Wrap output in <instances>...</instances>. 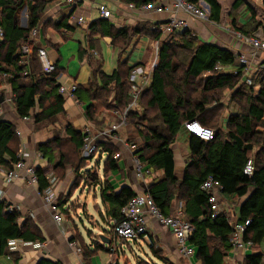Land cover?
Masks as SVG:
<instances>
[{
	"label": "trees",
	"instance_id": "16d2710c",
	"mask_svg": "<svg viewBox=\"0 0 264 264\" xmlns=\"http://www.w3.org/2000/svg\"><path fill=\"white\" fill-rule=\"evenodd\" d=\"M122 1L133 7H141L158 0ZM184 1L191 5L205 3L209 7L207 20L220 25L222 5L218 0ZM262 1L264 4V0ZM50 2L51 0H0V28L3 31V40L0 42V74L8 76L17 117L20 119L32 117L35 124L54 119L64 112L65 98L58 94V70L56 68L55 72L49 76L41 73L35 57L39 47L31 46L33 57L30 75L24 76L23 68L18 65L20 46L28 42L31 30L42 23ZM244 5L243 0H235L232 3L226 24L231 30L243 36H252L261 29V22L257 20L255 12L249 9L250 21L245 26L239 27L236 13ZM23 8L27 11V24L26 27L20 28L17 17ZM71 16L72 14L66 16L57 26L71 31L72 28L67 24ZM159 27L149 31V28L146 29L143 26L131 32L125 27L114 28L106 20L92 22L88 27L91 37L111 39V46L117 57L116 70L110 76H105L99 72L100 67L97 62L96 70L92 71V81L86 87L77 86L74 98L83 104L86 119L94 126L98 121L95 104L97 101L100 102L101 107L108 103L109 108L106 110L123 112L131 101L128 94V77L134 68L127 65L128 58L123 55L132 37L146 31L144 35H150L153 41L159 42L150 86L147 88L148 91L146 89L142 93L140 99L150 94L147 106L157 112L161 124L158 126L152 120L142 119L146 121V124L139 125L136 130L142 147L138 148L135 156L145 169L163 173L162 180L151 184L146 189L161 214L171 215L172 204L176 199L183 202L184 219L193 229L188 245L193 248L196 259L201 264H225L230 251L231 219L222 214L211 218L207 202L208 195L200 190V186L211 177L222 188L221 194L224 201H238L236 221H251L245 239L251 241L253 246L264 241V73L258 75V90L255 92L253 82L250 86L241 83V68L235 69L234 75L220 72L221 68L234 65L235 56L230 51L200 42L189 29L161 39ZM43 31L42 24V35ZM254 39L264 41V38ZM87 49V51L79 50V60L83 57L87 58L91 51L96 54V59L99 58L91 44L87 45ZM179 72L182 73V77L177 80L176 75ZM203 76H205L203 90L199 99H194L191 93H195V90L191 92L188 90L190 81L203 79ZM167 89H170L173 94L172 98ZM225 89L232 90L234 95L242 92L246 107L243 113L230 115L226 123L221 125L219 116L221 108L215 104L210 105L215 101L213 98L209 99L208 94H216ZM242 89L248 90L249 93ZM111 90H114V94L110 99ZM36 107L40 109V112L31 114ZM137 115L132 111L128 112L127 122L130 117L137 118ZM214 117H218V127L211 125ZM189 121H196L202 127L213 130V140L203 142L190 137L183 129L184 123ZM65 129V134L80 151L83 145V134L75 132L71 126ZM15 130L12 124L0 122V167L9 168L11 163L17 162V151L9 147L15 139ZM182 130L188 136L189 156L182 179L178 180L174 175V156L170 146ZM119 144L98 145L101 155L95 163L101 160L103 155L105 156L102 159L104 174L116 171L117 166L112 156L119 153L116 150V148L121 149ZM255 148L257 151L252 158L250 153ZM36 149L39 153L41 152L43 158L51 161V150L48 145H41ZM5 156L10 160H5ZM250 159L253 162V174L247 177L243 173V168ZM83 161L85 162L80 159V162ZM90 171V168L84 170L85 174L81 181L84 179L86 182L83 186L88 187V184L95 181L92 185L99 188L101 202L107 206L106 215L118 222L120 210L135 193L126 187L116 192V186L109 178L100 180L95 174L90 175ZM36 176L37 193L42 196L49 184L41 170L37 169ZM67 203L68 201H63L61 206L58 199L60 208ZM8 208L9 205L6 203H0V257L7 253L9 241L21 240L25 243L44 241L38 228L30 219L25 218L19 223L20 214L17 211H8ZM94 248L96 251L101 249V246L96 243ZM80 252L85 256L84 249ZM261 260L260 254L245 255L243 264H261ZM39 264L61 263L42 260Z\"/></svg>",
	"mask_w": 264,
	"mask_h": 264
},
{
	"label": "crops",
	"instance_id": "0c3cea01",
	"mask_svg": "<svg viewBox=\"0 0 264 264\" xmlns=\"http://www.w3.org/2000/svg\"><path fill=\"white\" fill-rule=\"evenodd\" d=\"M158 1L165 3L172 2V0ZM158 1H156L155 3H157ZM234 1L235 0H218V2L222 5L220 25H216L212 22H209L208 20H195L189 17H185L184 19L187 24V29L191 30L194 36L200 42L212 44L218 48L228 50L232 54H234L235 59L239 53H243L248 57V59L251 61L252 67L246 77L242 76L241 83H244L245 78H250L251 84L253 82L255 88L254 91L256 92L258 90V75L264 73V70H262V66L264 65V52H258L254 56H252V50L248 46L241 44L237 40L236 34H238V32L231 30L229 26H227L226 23L228 22V11ZM243 2L245 5L236 13L237 25L239 27H243L247 24V22L250 21L251 17L249 14V9H251L255 12L257 20L261 22V29H258L252 36L247 37L264 38L263 1L243 0ZM199 3L203 4L204 8L209 14V7L203 2ZM100 5L105 6L108 10L111 11V18L106 21H108L114 28L117 29L125 27L132 32L134 30H137L138 27L140 28L144 26L146 27V29L149 28L150 31V29L153 30L154 28L162 25L166 20V15L147 12L143 9V6L130 9L129 5L131 4H127L122 0H75V3L73 5H68L67 3H65V0H51L41 21L44 31L42 37L37 41V46L44 49L48 54V58L55 64L59 73L57 84H59L60 86H68L71 83H75L77 86L86 87L88 83L92 81V71L96 70L97 62L99 63L98 66L100 67L99 72L105 76H110L116 70L117 57L115 50L111 46V39L108 37H91L88 31V27L92 22L101 20L98 13V7ZM70 14L76 17H83L87 20L88 24L86 26H80L67 22V24L72 28L71 31L59 28L57 26L59 22H61L66 16ZM17 24L20 28L26 27L27 11L25 8H23L22 16L20 18L17 17ZM75 29H79V35L77 39L78 47L75 54L71 56V59L66 60V56L64 55L61 47L63 45L68 46L67 43H69L72 40V37L75 35ZM141 35L143 37H141V39L139 38V40H137V42L133 45H130V50L125 52V54L123 55L126 58V54L128 52L131 53L136 46H138L139 44H143L144 53L142 59L130 67H133L137 64L144 65L151 62V59L149 58V50L153 49V39L152 37H150V35L136 34L135 36L139 37ZM88 44H91L92 47H94V50H96V52L98 53L99 58L96 59L93 57H83L82 60H79V50H86ZM128 57L129 56H127V58ZM74 59H76V64H74ZM235 61L234 65L221 68L223 73L234 75L235 69L240 68ZM70 66H73L72 71H69ZM228 69H231L232 71L224 72V70ZM146 91H148V89ZM110 92L111 99L114 94V90H111ZM140 96H142V94ZM0 98L2 99V101L0 102V122L10 123L16 128L15 139L9 144V147L17 151V154L25 149V151L29 153L30 159L34 161L36 168L44 173V177L46 178L47 176H52L54 178L53 190L58 195V184L55 174L51 171L45 174L48 168L46 162L48 161V159L43 158L36 149L38 146L47 145V141L53 138L47 137L45 141H40L43 136L42 130H35V127H37L38 125L35 126L33 124H30L31 121L24 122L22 121V119L17 117L13 107L14 96L11 93V86L8 83L7 75L5 74H0ZM64 98V112L58 115L61 117L63 116V120L67 122L63 129V136L68 137L65 134V128L67 126H71V128L77 133H82L84 128L88 126L92 130V133H94L96 127L94 126V124L89 123L86 119L83 110V104L76 101L73 96H64ZM130 99L132 102L131 97ZM137 108L138 112L133 110V106L130 108L129 112L132 111L139 114L140 107L137 106ZM210 109H212V107ZM37 111H39L38 107H36L31 112V114H37ZM227 118L228 117L225 116L221 118V125H224L226 123ZM127 129L128 128L126 127V130H123L126 134L128 133ZM16 132L20 133V135H17ZM179 133H181V135L185 137L187 146V134H185L183 130ZM170 149L174 156V175L176 179L181 180L187 163L186 159L189 156L188 149L185 147H179L175 143V141L170 146ZM37 153L41 156V159L37 158ZM119 153L121 155V158L115 162L117 166L116 171L113 173L109 172L107 177L105 178H109V180L112 181V184L116 186V192H118L121 188L126 187L128 189H131L135 194L141 193L151 184L162 180L163 173L161 171L150 169L151 175L149 177H146L144 182L145 187L139 186L134 176L132 154L123 149H120ZM4 158L5 160H10L7 156H5ZM103 158L104 155L101 157V160H98V162L95 163L97 164V167H95V173L100 180L103 179V174L102 177H100L98 171L100 169V171L103 172ZM85 182L86 181L84 179L80 181L79 186L75 190H80V194H91L94 198L100 201V206L95 204L94 210L96 211V208L102 209V205L104 204L100 199L99 188L97 186H92V189L91 187H84L83 185L85 184ZM0 188L5 193L4 202L9 205V207H17V212L20 214L19 223H21L25 218L30 219L38 228L44 240L41 243H25L21 240H12L17 247V252L11 253L7 251L5 255L0 257V264H39L42 260H46L49 262H60L61 264H119V262H122L123 264H131V261L127 258L128 256L133 257L136 264H138L139 262H141L140 260L142 259V257H144L141 253V247L145 245L147 237L135 241L131 244H120L121 247L115 254H110L108 252L106 246L110 244V239L107 237V230L109 229L110 222L114 219L109 218L107 215V225L101 226L102 229L100 228V230L96 229L98 233L95 234V237L98 240V236L103 235L107 238V241L109 243L100 244V242L98 243V241L91 243L90 239L86 235V232L83 233V230L85 229L84 226H81L82 228H80V226L79 228H74L64 218V222L62 225H59L53 221L51 213L44 206L41 196H39V194L37 193V186H29L25 181L22 180H17L13 183L6 184L0 179ZM227 201L228 200L224 201L223 203L233 208L236 213L238 209V201H236L234 205L229 204L232 201H228L229 203H227ZM174 203L175 201L172 204V210L170 214L174 213L176 208H180L181 210H183L184 208L183 202H178L177 204ZM69 206L70 200L66 205L63 204L62 210L66 211ZM156 224L157 223L153 220H150L148 223V227L150 229L149 234L152 235L154 242L161 240V237L158 235L161 229ZM73 226L75 225L73 224ZM173 241L174 240H172V242ZM70 242L75 243L76 247H71L69 245ZM96 243L101 246V249L94 251ZM41 244L42 247L40 246ZM173 245L176 246L174 242ZM77 249H84V251L86 252L85 256H83L81 252H78ZM229 253L230 251L228 252V255ZM257 254L262 255L261 264H264V241L259 245H254L252 250L247 252L246 255ZM14 259H16V261H14ZM243 261L244 259L242 260L240 258V262L238 264H243ZM185 264L201 263L196 259L194 253L193 257L190 260H187V263Z\"/></svg>",
	"mask_w": 264,
	"mask_h": 264
},
{
	"label": "built area",
	"instance_id": "2783aa9c",
	"mask_svg": "<svg viewBox=\"0 0 264 264\" xmlns=\"http://www.w3.org/2000/svg\"><path fill=\"white\" fill-rule=\"evenodd\" d=\"M68 5H73L75 0H65ZM130 9H134L132 5H129ZM143 9L153 14H164L166 20L159 27L161 39L182 32L187 29L185 17H189L195 20H207V10L203 4L198 3L197 5H191L184 0H172V2H157L143 6ZM98 13L101 19L109 20L111 18V11L105 6L100 5L98 7ZM69 22L80 26H86L87 20L83 17L71 16ZM41 25L32 29L29 33L28 42L21 45L18 50V65L23 68V75L28 76L31 74V60L33 54L31 52V46H37V41L42 37ZM237 40L248 46L252 50V56L258 52H264V41L256 40L251 37L236 34ZM3 40V31L0 28V42ZM154 59L150 63L144 65L134 66L128 77L129 96L132 98L127 108L119 113L117 111L112 112L113 122L110 126L103 130H97L92 133L90 127L86 126L82 132L84 139L83 145L80 148L79 156L80 159L85 162L95 160L100 157L101 149L98 147L101 143H120L122 149L132 154V163L134 165V176L139 186L145 187V179L151 175L149 169H145L140 163L138 158L135 156L138 148L134 144H130L126 141H122L119 136L120 130H126L127 119L130 108L134 102L140 97V95L149 87L151 83V76L156 65V55L159 47V42L152 41ZM88 57L96 58V54L91 51L88 53ZM36 60L39 63L41 73L45 76L51 75L55 72V64L48 58L47 52L38 48L35 54ZM236 64L242 69V76L246 77L249 70L251 69V61L248 57L239 53L236 56ZM264 70V65L262 66ZM8 77V76H7ZM251 79L245 78L244 83L247 86L251 85ZM77 90V85L71 83L68 86H60L58 88V94L68 97H74V93ZM22 121H32V117H24ZM184 131L203 142H210L213 140V131L202 127L196 121L185 122L183 125ZM17 135L20 133L16 132ZM94 156V157H93ZM37 158L41 159V156L37 153ZM105 158V156H104ZM103 158V159H104ZM121 158L120 153H116L112 156L113 161H118ZM9 168L0 167V179L6 183H13L17 180L25 181L29 186H37L36 176V165L34 161L30 159L29 153L23 149L17 154V162L11 163ZM243 173L247 177H251L253 174V162L248 160L243 168ZM48 181L49 187L42 193V202L47 210L51 213L52 219L55 223L62 225L64 219L61 215L58 195L53 190L54 178L47 176L45 178ZM200 190L208 195V206L211 218L222 214L230 218L231 233L229 236L230 253L227 257L225 264H238L240 258L243 260L247 252L253 248V243L245 239V234L248 227L251 224L250 220L244 222L236 221V213L233 208L224 204L222 198V188L217 184L211 177L207 178L206 181L200 186ZM4 191L0 188V203L4 202ZM8 211H17V207H9ZM120 220L110 222L109 229L107 230V237L110 239V244L106 246L110 254H115L121 247L120 244H131L135 241L146 237L149 227L148 223L150 220L155 221L157 224L166 228L177 247L178 253L182 258L190 260L194 255V250L188 245V240L192 234L191 225L184 219L182 210L176 208L174 213L169 216H164L154 205L151 196L147 193L146 188L141 193L135 194L127 204L120 210ZM71 247H76V244L70 242ZM42 247V244L40 245ZM8 251L11 253L17 252V247L14 241H9L7 245ZM80 252L79 249H77Z\"/></svg>",
	"mask_w": 264,
	"mask_h": 264
},
{
	"label": "rangeland",
	"instance_id": "374dc122",
	"mask_svg": "<svg viewBox=\"0 0 264 264\" xmlns=\"http://www.w3.org/2000/svg\"><path fill=\"white\" fill-rule=\"evenodd\" d=\"M23 9L18 15V18L22 16ZM26 13V12H25ZM76 13V12H74ZM73 16V15H72ZM238 16V14H237ZM70 21V20H69ZM139 29V27L137 28ZM76 31L74 32L75 35L72 37V40L67 43L68 46L63 45L61 47L64 55L66 56V60H70L71 56L75 54L78 44H77V39L79 35V29H75ZM143 31L141 34L144 35ZM143 37L142 35L139 37H136L135 35L132 37L131 43L127 47V51L130 50V45H133L134 43L141 39ZM145 44V43H144ZM70 45V46H69ZM72 47V48H71ZM144 53V46L143 44H139L134 48V50L131 53H127L126 57H128L127 60V65L132 66L133 64L139 62ZM150 56L149 58L152 59L154 58V53L152 50H149ZM76 59H74V64H76ZM73 70V66L69 67V71ZM232 71L231 69L224 70V72ZM220 72H223L220 70ZM70 75V74H69ZM182 77V73L179 72L176 75V79L179 80ZM204 77L203 79H198V80H193L190 81L189 84V91L191 92L192 90H195V93H191L192 98L194 99H199L200 93L203 90V83H204ZM94 88V87H93ZM244 89H242L243 91ZM249 93L248 90H244ZM167 92L169 93V96L172 98L173 94H171L170 89H167ZM242 96V97H241ZM208 98L215 101L212 104H215V106H218L221 108V111L219 113V116L222 118L223 116L229 117L230 115H236V114H241L245 110V100L243 97V93L238 95H234L232 90H222L219 92H216V94H208ZM140 99V98H138ZM136 100L133 105V110L138 112L137 106L140 107V113L137 115V118L130 117V119L127 122V131L128 133L126 134L123 130H120V136L122 141H126L130 144H135L137 148L142 147L141 141L138 139L136 135V130L139 125H145L146 121L142 120L144 118H147L148 120H152L155 125L160 126L161 122L160 119L158 118V114L154 109H151L147 106V102L149 100V95L144 96L140 100ZM130 103H132L130 101ZM96 107V115L98 118V121L95 123V131L97 130H103L106 127L110 126L111 123L113 122V117H112V112L108 109V103L107 105L105 104L104 107L100 106V102L97 101ZM40 111V109L38 108ZM37 111V112H39ZM122 114L124 112H121ZM218 117H214V122L211 125H219V122L217 123ZM102 122V123H100ZM66 121L63 120V116H58L54 119H51L49 121H45L39 124H35L33 120L30 122V124H33L37 127H35V130L38 131L39 129L42 130V138L40 141H45L47 137H51L53 139L47 141L48 147L51 148V161L47 162L48 168L46 170L47 174L48 172H53L56 176L57 179V184H58V195H59V202L63 201H69L70 200V206L66 211L62 210V207L60 209L61 215L68 223L72 225L74 228H82L83 226L85 229L83 230V233L86 232L87 237L90 239V242H97V238L95 237V234L98 233L96 229L100 228L102 229L101 226H106L108 217L106 216L105 212L107 207L102 205V209H97L96 211L94 210V205L97 204L100 206V201L96 198H94L91 194H80V190H75L78 186L79 183L82 179V176L85 174L84 170H87L90 168V175H96L95 173V167H97L95 162V157L87 161L86 163L80 162V157H79V150H77L74 146V144L70 141L68 137L63 136V129L66 125ZM40 125V126H39ZM218 125L216 127H218ZM224 127V126H223ZM131 128V130H130ZM213 131V130H212ZM123 134V136H122ZM125 139V140H124ZM39 141V142H40ZM57 141V142H56ZM175 143L181 147V148H187L186 146V141L185 137L181 135V133L177 134ZM118 144V143H117ZM120 145V144H119ZM36 146V144H35ZM117 147H120L116 145ZM122 149V146H121ZM117 151H120V148H116ZM257 149L255 148L252 153H250V156L253 158ZM41 154V152H40ZM188 160V158L186 159ZM102 164V162H101ZM100 174L99 176L102 177L105 180L107 177L108 173H103L102 171H98ZM95 181L93 180L92 184H94ZM92 184H88V187L92 189ZM71 196V197H70ZM180 202L179 200H175L174 204H177ZM235 200H233L230 204L234 205ZM79 216V217H78ZM91 216V218H90ZM73 224L75 226H73ZM160 227V231L158 235L161 237L160 241H155L152 238V235L149 234V231L146 235L147 240L145 242V245L142 246L141 248V253L143 254L142 259L140 260L142 264H185L187 263V259L182 258L181 255L178 253V250L176 249V246L173 245V238L170 232L164 228L163 226L156 224ZM82 226V227H81ZM87 230V231H86ZM89 230V231H88ZM150 230V229H149ZM164 230V231H163ZM249 254V253H248ZM128 260L131 261V264H136L134 261V258L131 256L127 257ZM119 264H123L122 262H119Z\"/></svg>",
	"mask_w": 264,
	"mask_h": 264
},
{
	"label": "water",
	"instance_id": "95a60500",
	"mask_svg": "<svg viewBox=\"0 0 264 264\" xmlns=\"http://www.w3.org/2000/svg\"><path fill=\"white\" fill-rule=\"evenodd\" d=\"M103 20V19H101ZM2 101V99L0 98V102ZM191 137V136H190ZM99 239H98V243L100 242V244H108L109 242L107 241V238L104 237L103 235H99L98 236Z\"/></svg>",
	"mask_w": 264,
	"mask_h": 264
}]
</instances>
